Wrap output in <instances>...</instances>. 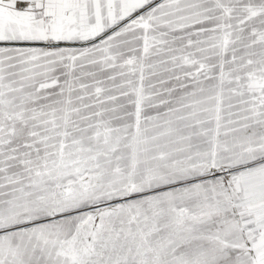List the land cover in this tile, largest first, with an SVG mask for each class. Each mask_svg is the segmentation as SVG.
<instances>
[{
  "label": "snow or ice",
  "instance_id": "snow-or-ice-1",
  "mask_svg": "<svg viewBox=\"0 0 264 264\" xmlns=\"http://www.w3.org/2000/svg\"><path fill=\"white\" fill-rule=\"evenodd\" d=\"M0 264H264V0H0Z\"/></svg>",
  "mask_w": 264,
  "mask_h": 264
}]
</instances>
